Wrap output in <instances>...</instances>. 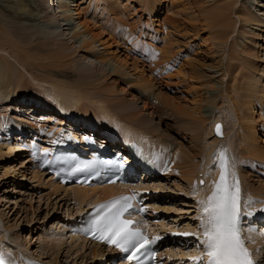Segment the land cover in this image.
Listing matches in <instances>:
<instances>
[{"label": "rangeland", "instance_id": "374dc122", "mask_svg": "<svg viewBox=\"0 0 264 264\" xmlns=\"http://www.w3.org/2000/svg\"><path fill=\"white\" fill-rule=\"evenodd\" d=\"M23 1L34 9V18L21 14L22 9L18 10ZM69 2L68 12L73 18H77L78 8L85 11V24L84 28L77 29L78 18L69 24L63 16L61 21L54 23L59 29L54 36L69 45L66 56L58 58L52 53L56 49L53 36L44 35L33 25H47V12L61 15L59 11L54 12L57 8L50 7L46 12L47 0H0V57L16 63L20 74L15 82L20 90L26 92L24 97L19 93L20 100L0 101V120L4 127H0V244L9 243L15 249L33 255V252L38 255L42 253L40 258L55 264H101V256H94V244L84 245L79 239L67 238L64 226H60L63 223L60 219L65 216L67 208L80 207L78 200L73 194L63 192V189L53 192L44 170L35 175L36 168L27 162L26 155L10 152L4 142L9 140V131L5 129L7 125L13 127L11 140L20 132L18 127L26 130H29L26 128L28 125L44 127L46 132L40 134L41 142H46L48 131L54 135L73 129L83 135L91 129L82 125L79 116L69 117L56 108L59 98L57 86L77 97L83 96L81 101L85 105L89 104L100 115H103L101 112H108L111 119L121 125H131L127 112L138 110L139 117L144 118L147 125L158 128L153 139L156 138L158 142L163 140L165 143L162 145L170 153L177 150L176 153H179V147L190 152L189 162L195 166V177L187 180L181 174H172L170 179L158 177L155 181H162L163 184H160L166 186L161 188L159 184L155 189L163 192L164 199H159L160 217L163 222H169L168 225L191 224L201 228L194 184L202 181V185H206L208 167L216 157L218 159V155L213 156L212 152L223 146L230 149L235 171L244 172L241 174L245 178L242 176L247 191L243 189V182L241 188L245 194V204L255 206L256 199L261 197L264 201V158L250 156L246 152L242 154L244 146L239 139L240 122L231 100L242 89L264 93V26L260 31L257 23L249 26L241 20H245L244 13L251 10L252 17L263 16L264 0H159L155 11L147 7L154 0H79V7L78 0ZM250 3L253 8L249 6ZM231 8L233 15L229 16ZM218 15H226L230 19L220 22L222 17ZM231 21H234L236 28L226 39L220 32L227 25L225 23ZM82 22L83 18H80V24ZM261 23L264 24V21ZM70 29L78 33L88 30L87 45L80 44L79 36L66 35ZM244 31L248 34L251 32L248 39L243 38L247 34ZM253 31L260 32L261 37L254 36ZM19 37L23 42H28L30 49L34 48L40 53L31 51L33 53L29 60L20 59V48L13 44L15 39L19 41ZM255 39L258 42L256 45ZM226 40L228 42L220 45L219 52L224 54L223 64L221 57L213 50L217 42ZM135 44L146 45L145 51L149 49V54L145 58L139 55L143 47L136 51L133 47ZM43 45H50V51H41L45 48ZM246 45L252 46L248 55L244 52ZM164 50L169 54L166 55ZM114 66L115 71L111 68ZM143 79L146 80L147 90L140 88ZM34 91L39 94L41 91L40 95L49 103L34 106V103L27 101ZM161 93L163 97L158 98ZM119 102L126 104L123 108L128 111L118 109ZM262 107L259 104L253 108H256L257 118ZM220 120L224 122V128L226 126V136L218 142L211 128L214 121ZM246 122L250 121L246 119ZM260 122L258 127L261 130L249 139L257 140L264 150V120L262 124ZM24 134L29 138L32 133L27 131ZM218 166L209 168L212 174L211 179L208 178L210 185H214L212 172ZM148 181L154 183V180ZM198 190L202 194L203 189L199 187ZM209 192L205 194L206 199ZM204 200L200 198V204ZM248 227L255 237L263 238L264 233L257 224ZM197 244L195 240L191 243L192 246ZM256 247L257 262L264 264V238L259 245H254V249Z\"/></svg>", "mask_w": 264, "mask_h": 264}, {"label": "bare ground", "instance_id": "6f19581e", "mask_svg": "<svg viewBox=\"0 0 264 264\" xmlns=\"http://www.w3.org/2000/svg\"><path fill=\"white\" fill-rule=\"evenodd\" d=\"M30 1V0H29ZM84 1V0H83ZM144 1V0H143ZM149 1V0H148ZM159 0H154V2L150 3L147 5L148 9H151L152 11H155V8H156V3L158 2ZM253 1V0H252ZM24 2V3H23ZM22 3H20L18 10L19 9H22V11H20L21 14H24V15H30L34 18V9H31L30 5L27 4L28 2H25L23 1ZM32 4V3H31ZM81 3H79V0L77 2V7L80 6ZM76 5V4H74ZM69 6H70V2L69 0H47V5H46V12L48 11V9H50V7H53V8H57L54 12L55 13H58V11L61 13V15H56V14H50L49 12H47L48 14V19H49V22L47 25H42V24H36L35 23L33 24L34 26H36V29H38L41 33H43L44 35L46 36H53L54 38V44L56 46V49L54 50V54L57 55L58 58H64L66 56V53L68 52L69 50V45H65L64 43L60 42V38L59 37H55L54 34L57 32L58 27H56L54 25L58 23V21H61L60 18L61 16L64 17V21L65 22H68L69 24L71 23H74L75 20H79V23H78V28H81L82 27L84 28L83 24H85V19H84V16L86 13H84L85 11H82L80 10L79 8L77 9V13H76V16L77 18H73L70 13L68 12L69 11ZM252 8L253 6L250 5ZM248 6V7H249ZM34 7V6H33ZM35 8V7H34ZM57 11V12H56ZM252 11V10H251ZM249 12V13H244L245 15V20L244 19H241L242 21L246 22L249 26L251 24H255L257 23L258 25V28L259 30L261 31L262 28L261 26H264V24L261 23V21L263 22L264 21V14L263 16H258V17H252L251 16V13L252 12ZM233 8L229 9V16L233 15ZM84 13V15H83ZM237 13V12H236ZM239 16V15H238ZM219 18L222 17V15H218ZM80 18H83V22L80 24ZM230 18L223 16L220 20V22L224 21V20H228ZM234 20V19H233ZM32 23V22H31ZM122 24H124L122 22ZM227 24V25H225ZM224 25V28L222 29V31L220 32V34L225 37L226 39L229 38V36H231L232 32L234 31V29L236 28L235 27V23L234 21H231V22H226ZM31 24V26H33ZM121 25V23L119 24ZM33 26V27H34ZM80 26V27H79ZM123 26V25H121ZM105 27V26H104ZM107 27V26H106ZM246 27V26H245ZM21 28V27H20ZM115 28V26H114ZM117 29V28H116ZM115 29V30H116ZM33 32V31H32ZM87 32L88 30H80V33L77 32V30L75 31H70L66 33V35H68L69 33L71 35L69 36H75V38L77 36L80 37V44H83V45H87ZM245 32V31H244ZM89 33V32H88ZM243 38L245 39H248V35H250V33L248 34V32L246 31ZM254 33L255 35L254 36H257L258 37H261V35L259 34L260 32H252ZM63 34V33H62ZM61 35V34H60ZM65 36V33L63 34ZM14 37V36H13ZM15 38V37H14ZM73 38V37H72ZM19 41H17V39H15L14 41V45L17 46V48H20V59H25V60H29L31 57H32V53L33 52H38V51H34V48L33 50L30 49L28 45V42H23V40H21V37L18 38ZM63 39V38H62ZM154 39V38H153ZM236 40V38L234 39ZM155 41V40H154ZM154 41H151V42H154ZM255 45L258 43L257 40L255 39ZM228 40L226 41H219L217 42V44L214 45V50L213 52L217 55V56H220L221 59H222V63H223V56L224 54H220L219 52L221 51L220 49V45L222 44H225L227 43ZM21 43V44H19ZM12 44V45H13ZM137 44V43H136ZM135 44V45H136ZM45 46V48L43 47V49H40L41 51H43L45 49V51H50V45H43ZM144 45H136V46H133L135 47L134 49L136 51L140 50ZM146 46V45H145ZM143 47V50H145L147 47ZM252 47V46H251ZM249 45H246L245 47V50L244 52L249 53V50H251V48ZM150 48V47H149ZM54 49V48H53ZM38 50V48H37ZM151 50V49H150ZM152 50H154L152 48ZM163 50V49H162ZM254 50V49H253ZM31 51H33L31 53ZM147 51V50H146ZM145 51V54H149V49L148 51L146 52ZM165 51V50H164ZM166 52V51H165ZM165 52H163L162 54H164ZM168 52V51H167ZM165 53L166 55L169 54L168 53ZM40 53V52H38ZM51 53V54H52ZM142 53V52H141ZM172 53V52H171ZM46 54V53H45ZM50 55V54H49ZM140 55V54H139ZM161 55V54H160ZM172 55V54H170ZM153 56V55H151ZM159 56V55H158ZM164 56V55H162ZM160 57V56H159ZM167 57V56H165ZM262 57L264 59V53L262 54ZM152 57H149V59H151ZM154 58V57H153ZM18 59V58H17ZM147 59V58H146ZM145 59V60H146ZM155 59V58H154ZM163 60V58H161ZM156 60V59H155ZM161 61V60H160ZM159 61V62H160ZM162 63V62H161ZM224 64V63H223ZM112 70L115 71V66L114 67H111ZM117 70V69H116ZM23 71V70H22ZM21 71V74H23ZM90 71V70H88ZM87 72V71H86ZM19 74H20V71H19V68L18 66L16 65V63H13V62H10L8 61L7 59L5 58H1L0 57V101H3V100H20L21 96L19 93H22V96L24 97V95L26 94V92L22 89L20 90L18 84L15 82L16 80V77L17 79H19ZM89 77V76H88ZM23 78V75H21V80ZM91 78V77H89ZM26 88V87H25ZM140 88L144 89V90H147L148 87L146 85V80L143 79L141 81V84H140ZM75 91V90H74ZM18 92V94H17ZM76 92V91H75ZM56 93L58 94L59 98L57 99V105L56 108L60 111H62V113H64L65 115L67 116H79V119L83 122V125L85 126H92V127H100V130H102L103 132H101V134H105L104 137H102L103 139L105 137H111V135L108 133V131H111V132H114L118 135V138H120L121 141H123V145L126 146V144H128V142H134V141H139V142H142L143 145H144V148H145V153L150 157V158H154V157H158L160 158V160L165 163V162H171L173 161L174 162V166H173V169L167 174L168 176L169 175H172V174H175V175H183V177H185L187 180L191 177H195L194 175V172H195V166L191 165L190 164V152L189 151H185L183 148L179 147L180 148V152L179 153H172L173 155H171L162 145V142H157L155 141L152 136L154 133H156L158 131V128H154V127H151L149 125H147L146 121L144 120V118H141L139 117V114L140 112L138 110L136 111H132V112H127V118L131 120L132 124L129 125V124H122L121 123L119 124L118 121H115V119H111L110 115H108V112H101L103 115H100L98 113V110L96 109H91V106L89 104H84L81 100L83 99V96H75L73 95V93H71V91L67 92L66 89L64 88H61L60 86H57L56 87ZM40 94H42V92L40 91ZM39 92H36L34 91V94L30 97L29 102H32L34 104L36 103H41L42 104H47L49 103L48 100L44 99V97L42 95H40ZM56 95V94H55ZM158 98L160 97H163V94L161 93L159 96H157ZM110 98V97H109ZM113 98V97H112ZM111 98V99H112ZM232 104L233 106L235 107V112L237 113V119L239 120L240 122V125H239V139H240V143L244 146L242 148H244V152L243 153H248L250 156H260L262 158H264V150H262V147H260V143L257 141V140H252V139H249V138H252L254 135H256L257 132H259L261 129H259L258 127V123L260 122L259 119L260 118H264V106H263V102H264V93H259L257 94L255 92V90H244L242 89L241 91H238V93L236 94V97H232ZM108 103H110L108 101ZM111 104V103H110ZM261 105L262 107V112L260 114V116L257 118V115L255 114L256 112V108H254V106L258 107V105ZM117 107L118 109H122L124 111H128V109H124L123 107H126V104H123L121 102L117 103ZM156 109L158 110H164V108L162 107H156ZM166 109V108H165ZM60 111V112H61ZM179 112L182 113V110L181 109H178ZM258 114V113H257ZM110 119H109V118ZM246 119H248L250 122H246ZM264 120V119H263ZM262 120V121H263ZM261 121V122H262ZM215 122L214 121V124L211 128V130H213L214 132V125H215ZM264 123V122H262ZM39 124V123H38ZM3 123L1 122L0 120V126H2ZM36 125V124H35ZM106 127L104 128L103 127ZM38 126V125H37ZM264 126V124H263ZM33 127V126H32ZM25 128V126H24ZM33 128H36V127H33ZM9 132H11L13 129V127H11L10 125H7V128H6ZM39 129L37 132H35L33 130L34 133H40V132H43L45 129L43 128H38ZM93 129V128H92ZM6 132V131H5ZM46 132V131H44ZM71 132V133H70ZM68 133H65V134H60V132H56L54 133V135H51L49 133H51L50 131H48V138L49 140H51V138L53 137V140H57V139H60L61 137H75V138H78V136L76 135V133H74V131H70ZM27 133V132H26ZM20 134V132L18 133V135ZM29 134V133H28ZM43 134V133H42ZM45 134V133H44ZM25 135V134H24ZM82 135V134H81ZM215 140H217L218 142H220L221 138L226 135V132H225V128H224V134L223 135H220V136H217L215 133ZM22 136V135H21ZM6 137V136H5ZM28 137V136H27ZM13 139V138H12ZM83 142H88L90 144L94 143L95 140H94V137L93 136H89L87 135V137H83V138H80ZM156 139V138H155ZM168 139V138H167ZM47 141V140H46ZM214 141V140H213ZM5 142V141H4ZM102 142V141H100ZM13 143V141H12ZM10 141H6L5 144L6 146H9V151L10 152H18L21 150V145L20 144H12ZM16 143H19V142H16ZM4 145V144H3ZM2 146V144H1ZM162 146V149L160 148ZM216 146V145H215ZM241 148V149H242ZM2 147H0V151H1ZM168 149V148H167ZM178 151V150H177ZM176 151V152H177ZM3 152V151H2ZM263 153V154H262ZM15 154V153H14ZM19 154V153H17ZM169 154L171 155V157L169 156ZM226 154H227V162H228V168H230V165H229V162H230V157L228 156V151H226ZM260 154V155H259ZM22 163V162H21ZM144 164L145 165H150L149 163H147L146 161H144ZM219 165V164H218ZM233 165V163H232ZM13 166V165H12ZM33 167V166H32ZM10 169V168H9ZM38 170H40L39 168H37ZM211 169H214V168H211ZM7 170V169H6ZM12 170V169H11ZM38 170H35V175L38 176ZM219 170H220V165L217 167V169H215L212 173L214 175V179L215 181L217 182L218 181V178H219ZM15 171V170H14ZM239 171V169H238ZM41 172V171H40ZM8 173V172H7ZM44 173V172H42ZM230 173H231V169H230ZM239 173H244V172H239ZM33 174H34V170H33ZM232 174V173H231ZM47 175V173H46ZM33 176V175H32ZM149 178H155L153 177V175H148ZM241 176H243L241 174ZM35 177V176H34ZM33 177V178H34ZM164 177H167V176H164ZM209 178V177H208ZM244 178V176H243ZM36 179V177H35ZM170 179V178H168ZM211 179V177H210ZM245 179V178H244ZM192 180H195V179H192ZM51 182L50 183V186L52 187V190L53 192H56L57 190L59 189H63V192L65 191V193L67 194H74L75 198L79 200L80 203L84 202V201H87V203H89V201H93L95 200L96 196L97 195H106V194H110V193H113V192H116L117 190H121V187L115 185V184H109V185H106L105 187L99 189V188H96V187H87V186H72V187H66V186H63V185H60L59 183L57 182H54L52 180H49ZM191 182V180H189ZM162 181H159V182H156L155 184L153 183L154 187L155 186H159V184L161 183ZM193 183V182H192ZM195 183V182H194ZM197 183V182H196ZM241 183H242V179H241ZM163 184V183H161ZM160 184V187L162 186L163 188H165L166 186L165 185H161ZM209 184H210V181H209ZM200 185V186H199ZM204 185V184H203ZM191 186V185H189ZM205 186V185H204ZM161 187V188H162ZM193 187V185L191 186ZM190 187V188H191ZM201 187L203 189V186H202V183L199 184L198 183V188ZM198 188L196 189L198 192H200V190H198ZM192 189V188H191ZM212 189V190H210ZM242 189V188H241ZM262 189L264 190V186H262ZM214 190V185H209L208 189L207 190H203L202 191V195H201V198L202 200H204V198L206 199V196L205 194L208 195V191L209 192V195H211L212 191ZM161 195V194H160ZM192 195V194H191ZM264 196V194H263ZM197 197V196H195ZM208 197V196H207ZM158 198V197H156ZM200 198V197H199ZM160 199V198H159ZM164 197L161 198V200H163ZM263 200V199H262ZM155 202H156V199H155ZM197 203V202H196ZM197 206V205H196ZM199 206H202V204H200ZM198 206V207H199ZM253 206V205H251ZM82 205L80 204V207L79 209H82ZM160 205H156L154 206V208H159ZM168 209V208H167ZM197 209V208H196ZM247 211L251 214H253L254 210H246V208H244V212ZM162 215V213H161ZM160 215V216H161ZM198 219L200 218V216L198 215L197 217ZM202 218V217H201ZM200 218V219H201ZM199 219V220H200ZM198 222V221H197ZM160 223L162 225V227L164 226V223L166 222H163L162 220H160ZM169 223V222H168ZM167 223V224H168ZM173 223V222H171ZM200 223V222H199ZM67 224V223H66ZM264 224V223H263ZM174 227L177 226V224H173ZM173 225H170V228H173L171 226ZM169 226V225H168ZM166 226V227H168ZM182 228H185V227H182ZM242 231H243V227H242ZM250 232V231H249ZM165 233V232H163ZM162 233V234H163ZM264 233V232H263ZM70 234V235H74V236H70L72 239H81L82 241V244L86 245L88 242L86 241V239L79 235V234ZM246 234V233H245ZM248 235V233H247ZM254 235V234H253ZM249 236V235H248ZM70 238V239H71ZM253 242L254 244L256 245V243L258 241H261L259 238L257 237H253ZM73 241V240H72ZM77 241V240H76ZM51 242V240H50ZM86 242V243H85ZM169 242H172L171 240H169ZM91 244H94V256L97 257V256H101L104 258V247H102L100 244L98 243H91ZM173 244V242H172ZM259 245V244H258ZM3 247V245H2ZM93 248V247H92ZM254 248V247H253ZM19 250V248H18ZM171 250V249H170ZM13 252V251H11ZM31 253V252H30ZM172 253L178 255L179 257H184V256H187L188 252H186L185 250H181V251H173L172 250ZM22 254V253H20ZM39 255H42V253H39ZM100 257V258H101ZM255 258V257H254ZM101 260V259H100ZM54 261H57V260H54ZM101 264L103 263V260L100 261ZM56 263V262H55ZM180 263V262H179Z\"/></svg>", "mask_w": 264, "mask_h": 264}, {"label": "snow or ice", "instance_id": "6c2138e0", "mask_svg": "<svg viewBox=\"0 0 264 264\" xmlns=\"http://www.w3.org/2000/svg\"><path fill=\"white\" fill-rule=\"evenodd\" d=\"M219 134L220 125H216ZM221 160V176L219 182H214V190L202 203L201 227L203 228L204 239L201 242L207 254V264H257L252 254L242 239L240 232V220L245 213L239 208V181L235 178L233 182L226 181L227 161L223 154ZM235 176V174H233ZM200 183H203L202 181ZM126 203L117 208L119 200H113L108 204L100 205L101 208H108V214L103 218L102 224L98 225L101 233L98 239H106L115 243L127 252L129 248L139 251L146 248L154 240H148L138 230H132L129 225L132 221L122 220L120 217L131 205L127 203L131 197H121ZM250 215V213H248ZM108 233L107 236L103 235ZM181 235H196L195 233H182ZM113 237H116L113 239ZM155 239H159L156 237ZM147 241V243H141ZM135 258V257H133ZM202 260V258H196ZM0 264H3L0 261Z\"/></svg>", "mask_w": 264, "mask_h": 264}]
</instances>
